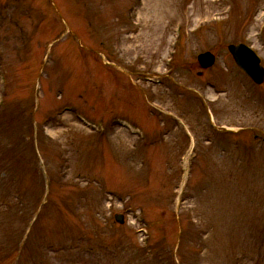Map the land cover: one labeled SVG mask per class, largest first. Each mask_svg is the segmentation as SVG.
Segmentation results:
<instances>
[{
    "label": "rangeland",
    "instance_id": "1",
    "mask_svg": "<svg viewBox=\"0 0 264 264\" xmlns=\"http://www.w3.org/2000/svg\"><path fill=\"white\" fill-rule=\"evenodd\" d=\"M5 1L0 264H264V84L227 50L246 43L264 65V0ZM206 51L217 60L201 70ZM73 105L108 132L92 134ZM166 111L186 121L200 152L186 184L188 143ZM118 117L160 143L134 139Z\"/></svg>",
    "mask_w": 264,
    "mask_h": 264
},
{
    "label": "water",
    "instance_id": "2",
    "mask_svg": "<svg viewBox=\"0 0 264 264\" xmlns=\"http://www.w3.org/2000/svg\"><path fill=\"white\" fill-rule=\"evenodd\" d=\"M229 51L233 55L237 65L245 71L255 83H263L264 69L261 67L258 57L248 47L245 45L231 46L229 47ZM198 60L203 68L211 67L214 64V56L209 53L199 56Z\"/></svg>",
    "mask_w": 264,
    "mask_h": 264
}]
</instances>
